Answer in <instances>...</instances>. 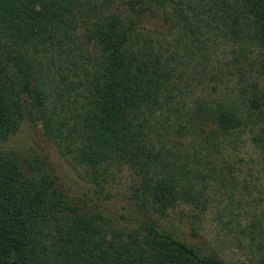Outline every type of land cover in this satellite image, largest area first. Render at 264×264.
<instances>
[{"label":"trees","instance_id":"trees-1","mask_svg":"<svg viewBox=\"0 0 264 264\" xmlns=\"http://www.w3.org/2000/svg\"><path fill=\"white\" fill-rule=\"evenodd\" d=\"M0 264H264V0H0Z\"/></svg>","mask_w":264,"mask_h":264},{"label":"rangeland","instance_id":"rangeland-1","mask_svg":"<svg viewBox=\"0 0 264 264\" xmlns=\"http://www.w3.org/2000/svg\"><path fill=\"white\" fill-rule=\"evenodd\" d=\"M28 129H26L25 131H22L21 133H19L16 137H14L10 142H9V147L15 148L16 150H18L22 156H27L29 154H31V150H32V146H31V142L29 141L28 137L26 136V132L27 133H32L31 130L27 131ZM43 149H40L38 146L37 148H39L42 152H45L46 155H48L50 158H53V152L52 150L45 144H43L42 142L39 143ZM36 146V145H35ZM51 158V160H52ZM124 189V184H121V187L117 186L116 188H113L111 193L113 196H115L116 200L120 199L122 196V190ZM122 193V194H121ZM182 210V208H180ZM180 209L177 212H169V218L174 220V221H178L179 218H181V225H182V211H180ZM186 212L188 213V211L186 210ZM214 225L211 224H207V223H203L202 224V236L205 240H207L208 243H211L213 246L215 245V242L218 238V236L220 235L218 233V229L217 227H213ZM219 248H221L220 246H218ZM227 254H229L230 256H232L233 258H239L240 254L234 250H228Z\"/></svg>","mask_w":264,"mask_h":264}]
</instances>
